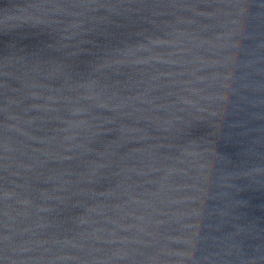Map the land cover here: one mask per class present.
Returning a JSON list of instances; mask_svg holds the SVG:
<instances>
[{
  "label": "water",
  "instance_id": "95a60500",
  "mask_svg": "<svg viewBox=\"0 0 264 264\" xmlns=\"http://www.w3.org/2000/svg\"><path fill=\"white\" fill-rule=\"evenodd\" d=\"M264 182V0H0V242Z\"/></svg>",
  "mask_w": 264,
  "mask_h": 264
}]
</instances>
